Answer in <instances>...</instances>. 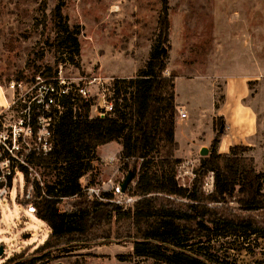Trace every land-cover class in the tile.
<instances>
[{"label":"rangeland","instance_id":"374dc122","mask_svg":"<svg viewBox=\"0 0 264 264\" xmlns=\"http://www.w3.org/2000/svg\"><path fill=\"white\" fill-rule=\"evenodd\" d=\"M58 1L0 0V84L4 90H0V113L11 123L20 115L8 108L9 83L25 82L27 87L19 91L25 94L41 76L33 73L29 62L55 66L56 52L46 50L39 61L35 52L42 51L43 38L50 33L44 10L50 16ZM64 1L70 23L83 26L81 62L80 67L61 64L54 75L59 72L68 82L85 86L95 98V116L113 96L112 80L136 75L157 45L162 1ZM169 5L168 72L177 75L176 100L187 112L185 118L177 116L181 146L176 152L183 159L177 168L179 182L191 184L202 147L210 149L219 132V152H228L234 144L252 146L249 154L264 171V0H169ZM120 150L118 142L97 149L99 159H94L93 171L85 175L87 184L92 180L106 188L110 179L118 182L133 170L122 165ZM112 156L114 161H110ZM210 179L211 174L206 181ZM29 190L19 171L12 187L0 190V264L11 256L46 252L49 255L34 264H154L150 259L128 257L132 243L116 236L126 232L127 225L115 220L101 224L94 235L97 238L87 244L61 240L36 253L48 239L50 228L36 212L29 211ZM71 202L65 200L62 207H70ZM102 232H112V237L108 241L99 238ZM258 242H251L252 253L234 249L232 255L241 264H264V238ZM119 254L126 257L119 258Z\"/></svg>","mask_w":264,"mask_h":264},{"label":"trees","instance_id":"16d2710c","mask_svg":"<svg viewBox=\"0 0 264 264\" xmlns=\"http://www.w3.org/2000/svg\"><path fill=\"white\" fill-rule=\"evenodd\" d=\"M161 1L158 43L136 75L112 80V110L102 108L100 112L105 113L94 116L95 98L71 91L61 98L64 109L55 118L52 151L29 155L41 180H31L28 171L22 170L33 185L28 203H34L37 218L50 228L36 253L61 240L87 244L97 238L101 224L113 220L127 225L126 232L116 236L132 243L128 257L150 259L154 264H241L231 251L251 252V242L259 245L264 238V171L249 154L252 146L234 144L228 152H219V132L210 153L194 169L191 184L178 180L177 168L183 159L175 154L180 147L175 136L177 75L168 72L170 5L169 0ZM64 7L65 1L59 0L50 16L44 10L50 33L43 38L42 51L35 52L36 61L43 59L46 50L56 52L55 66L28 63L33 73L47 79L61 64L80 67L83 26L71 24ZM114 141L121 145L122 165L134 171L126 193L137 199L127 207L113 201L111 191L102 192L104 199L90 197L81 182L93 171L94 159H99L98 147ZM209 174L213 187L206 191ZM93 184L91 180L89 185ZM67 199L72 201L70 207H62ZM257 212L261 215H254ZM111 237L112 232L99 236L106 241ZM47 255L11 256L2 264H34Z\"/></svg>","mask_w":264,"mask_h":264},{"label":"built area","instance_id":"2783aa9c","mask_svg":"<svg viewBox=\"0 0 264 264\" xmlns=\"http://www.w3.org/2000/svg\"><path fill=\"white\" fill-rule=\"evenodd\" d=\"M26 87V83L22 80H12L6 87V90L12 92V98L7 102L8 108L16 110L20 116L17 121L15 119V122L11 123L0 113V190L12 187V182L10 184L9 180L12 178L13 181L17 171L23 173L22 170H27L31 180L35 177L41 180L35 166L29 161V155L32 153L47 155L52 151L55 118L64 109L61 98L71 91L80 93L86 98L90 96L85 86L68 82L59 72L48 79L38 76L25 94L19 92ZM0 90L4 92L1 84ZM103 108L105 112L111 111L112 102L108 101ZM178 112L181 118L187 117V112L183 108L178 109ZM114 160L113 156L110 157V161ZM84 178L85 176L81 179L83 190L90 197L104 199L102 192L111 191L115 195L113 201L125 207L132 205L137 199L122 190L121 183L124 177L118 182L110 179L106 188L98 184L89 185ZM28 187L30 190L27 197L31 198L33 185L29 183ZM212 187L211 175V179L205 183V190L210 191ZM28 209L33 213L36 212L34 203H30Z\"/></svg>","mask_w":264,"mask_h":264},{"label":"water","instance_id":"95a60500","mask_svg":"<svg viewBox=\"0 0 264 264\" xmlns=\"http://www.w3.org/2000/svg\"><path fill=\"white\" fill-rule=\"evenodd\" d=\"M210 153V149L207 147H202L201 149V155L202 156H206ZM134 176V171L133 170H129L128 173L126 174L123 182L121 183V187L123 191H126L129 187L130 182L132 181ZM58 264H62V263H58Z\"/></svg>","mask_w":264,"mask_h":264},{"label":"crops","instance_id":"0c3cea01","mask_svg":"<svg viewBox=\"0 0 264 264\" xmlns=\"http://www.w3.org/2000/svg\"><path fill=\"white\" fill-rule=\"evenodd\" d=\"M177 101V100H176ZM177 104H178V109H180V108H182L181 107V105L179 104V102H177ZM184 109V108H183ZM185 110V109H184ZM175 136H176V140L178 141V143H179V146H181V142L178 140V138H177V129H176V133H175ZM115 142V141H114ZM114 142H111V143H108V144H105V145H101V146H99L98 147V149L100 150V149H102L103 147H106V146H108V145H112ZM180 148V147H179ZM177 152H178V150H177ZM177 152H176V156H177ZM178 157V156H177ZM256 161L258 162V160H257V158H256ZM263 171V170H262Z\"/></svg>","mask_w":264,"mask_h":264}]
</instances>
